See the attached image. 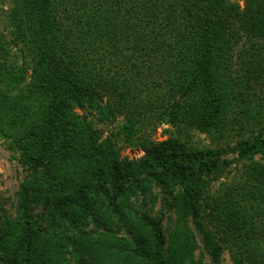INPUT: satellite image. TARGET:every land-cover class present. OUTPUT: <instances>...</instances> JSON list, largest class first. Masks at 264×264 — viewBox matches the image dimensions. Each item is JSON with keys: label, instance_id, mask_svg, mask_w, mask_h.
I'll list each match as a JSON object with an SVG mask.
<instances>
[{"label": "trees", "instance_id": "16d2710c", "mask_svg": "<svg viewBox=\"0 0 264 264\" xmlns=\"http://www.w3.org/2000/svg\"><path fill=\"white\" fill-rule=\"evenodd\" d=\"M6 4L0 139L24 176L0 264H207L195 229L212 264H264V0Z\"/></svg>", "mask_w": 264, "mask_h": 264}, {"label": "rangeland", "instance_id": "374dc122", "mask_svg": "<svg viewBox=\"0 0 264 264\" xmlns=\"http://www.w3.org/2000/svg\"><path fill=\"white\" fill-rule=\"evenodd\" d=\"M235 4H239L242 8L244 7V0H233ZM9 4H6L4 6V9L0 11V17L1 20L4 23H0V29L7 33L5 30V26L7 23V19L5 16V11L8 10ZM4 24V25H3ZM3 26V27H1ZM9 36V35H8ZM13 48V52H15V55L18 57L15 58V60H11L10 62H13L17 64L20 67H24L25 70V80L22 82L24 86H22V89H25L28 83L31 81L32 76V70L30 69L31 66L27 63H25V56L22 54V52H19L15 47ZM2 90V89H1ZM0 90V92H1ZM15 93L19 94L18 91H15ZM121 122V120H120ZM169 128H172L169 125H164L161 127V129L158 131L156 135V139L161 141L166 139V136L162 135V132L164 130H167ZM197 144L200 148H211L216 149L218 148L214 144L211 143V141L208 139L206 135L198 134L197 135ZM144 155V152L142 150H127L124 152L123 156L128 157L129 159H137ZM224 158H228L233 162L232 167L229 169L231 172H236V169L239 167L240 163L236 161L237 157L235 154L229 153V155L225 156ZM222 179H220L218 182L215 183V188L219 187L220 183L222 182H229L231 180V176L228 175V171ZM24 171L22 166L19 163V156L16 152L10 151L7 147V143L3 139H0V216H3L4 213H8L9 215L14 214L15 212V204H16V193L18 192L20 188V184L23 180ZM228 176V177H227ZM156 193L159 192V189H156ZM162 208V205L160 202H158L157 206L155 207L156 212H158ZM157 215V214H154ZM175 219V214L170 213L168 214L164 221L163 226L167 233V228L171 226V220ZM192 227L194 228V225L192 224ZM197 232V237L200 246L203 249V260L207 264H212V258L209 253L205 250V244H204V237L199 233L198 230L195 229ZM202 251V250H201ZM201 251L198 250L196 252L197 257L201 256ZM221 264H234L231 254L228 250L224 251L221 255Z\"/></svg>", "mask_w": 264, "mask_h": 264}]
</instances>
